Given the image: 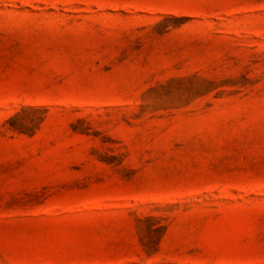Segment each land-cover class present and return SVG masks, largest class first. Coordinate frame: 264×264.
I'll list each match as a JSON object with an SVG mask.
<instances>
[{"label":"rangeland","instance_id":"obj_1","mask_svg":"<svg viewBox=\"0 0 264 264\" xmlns=\"http://www.w3.org/2000/svg\"><path fill=\"white\" fill-rule=\"evenodd\" d=\"M0 264H264V0H0Z\"/></svg>","mask_w":264,"mask_h":264}]
</instances>
